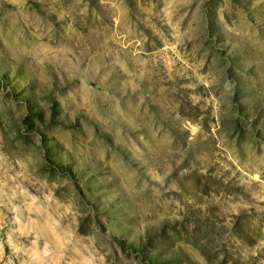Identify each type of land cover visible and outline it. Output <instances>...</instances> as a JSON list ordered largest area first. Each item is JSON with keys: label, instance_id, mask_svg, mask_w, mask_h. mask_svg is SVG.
<instances>
[{"label": "rangeland", "instance_id": "1", "mask_svg": "<svg viewBox=\"0 0 264 264\" xmlns=\"http://www.w3.org/2000/svg\"><path fill=\"white\" fill-rule=\"evenodd\" d=\"M0 264H264V0H0Z\"/></svg>", "mask_w": 264, "mask_h": 264}]
</instances>
